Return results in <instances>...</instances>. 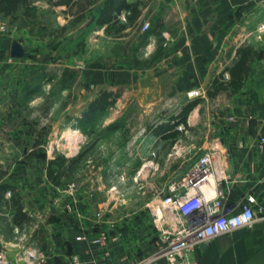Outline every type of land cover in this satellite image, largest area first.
I'll list each match as a JSON object with an SVG mask.
<instances>
[{
  "label": "crops",
  "instance_id": "crops-1",
  "mask_svg": "<svg viewBox=\"0 0 264 264\" xmlns=\"http://www.w3.org/2000/svg\"><path fill=\"white\" fill-rule=\"evenodd\" d=\"M55 1L32 0L37 8L33 23H11L0 13V236L11 264H29L20 255L21 241L36 231L48 253L42 264H136L157 249L149 213L148 220L139 208L118 222L103 211L99 219L106 202L98 199L96 189L78 185L71 193L67 185L52 183L47 166L61 142L50 135L58 128L52 120V126L40 129L19 125L23 101L32 107L55 94L64 99L72 90L74 102L63 116H73L72 125L79 127L100 112L88 114V109L103 91H119L121 97L124 89L141 85L145 95L160 89L184 100L188 91L207 90L216 75L227 72L230 77L227 68L244 46L256 55L244 86L226 94L230 100L217 144L232 179L226 205L236 213L244 198L254 195L258 215L252 226L199 246L195 257L199 264H264V0H115V6L138 3L140 10L131 24L130 8H121L117 24L126 27L115 37L107 25L92 20L96 8L109 0L95 2L78 22L75 10ZM145 22L150 28L143 31ZM84 34L94 38L91 50L106 34V54L83 61ZM15 44L22 55L12 54ZM44 84H59L60 91L51 93ZM49 112L48 117L53 115ZM104 232L108 240L97 242Z\"/></svg>",
  "mask_w": 264,
  "mask_h": 264
},
{
  "label": "rangeland",
  "instance_id": "rangeland-1",
  "mask_svg": "<svg viewBox=\"0 0 264 264\" xmlns=\"http://www.w3.org/2000/svg\"><path fill=\"white\" fill-rule=\"evenodd\" d=\"M118 33L114 28L110 35L115 37ZM81 39L83 61L106 54V34L92 50L90 44L94 38L84 34ZM39 82L37 80L34 84ZM44 85L51 93L60 91L59 84H53L51 88ZM71 91L64 99L55 94L32 107L29 100L23 101L21 111L24 117L19 118V125L27 123L31 129H40L54 124L58 131L50 136L61 142L58 153L74 156L85 151L69 183L76 182L84 190L96 189L98 199L106 202L102 211L118 222H123V216L139 208L141 215L147 217V204L170 182L182 177L205 149L218 142L222 134L220 121L224 106L230 100L226 94L211 98L207 92L204 96L194 97L187 93L186 99L176 100L160 89L157 93L145 95L139 85L124 89L121 97L120 92L115 91L118 96L113 104L95 117L83 120L79 127H74L73 116H63V110L74 102ZM199 98L200 102L186 117L187 123H179L185 105ZM81 101L83 108L85 99ZM47 111L53 115L48 117L45 114ZM70 113H73V108ZM51 120L54 123L50 125ZM163 125H172L173 128L160 132ZM75 128H78V133H72ZM108 199L113 200L108 202ZM136 214L138 211L134 216ZM36 233L34 236L27 233L21 241V256L24 249L30 246L47 253L41 237Z\"/></svg>",
  "mask_w": 264,
  "mask_h": 264
},
{
  "label": "built area",
  "instance_id": "built-area-1",
  "mask_svg": "<svg viewBox=\"0 0 264 264\" xmlns=\"http://www.w3.org/2000/svg\"><path fill=\"white\" fill-rule=\"evenodd\" d=\"M150 28L145 22L142 30ZM4 31L6 29H3ZM227 79V72H223ZM205 89L188 91L191 97L206 94ZM264 144V137L261 138ZM232 181L226 169L219 144L205 149L179 179L169 185L148 203L152 228L156 240V252L138 261L136 264H199L195 257L197 248L211 242L217 235L232 231L241 226H252L258 215L255 205L258 199L247 195L236 213L226 205L227 183ZM226 184V185H225ZM76 182H70L66 190L75 193ZM97 217L102 219L104 212ZM108 240V234L102 233L97 242ZM22 257L29 264H42L48 255L38 247H28ZM75 257V262L78 263ZM0 264H11L7 245L0 236Z\"/></svg>",
  "mask_w": 264,
  "mask_h": 264
},
{
  "label": "trees",
  "instance_id": "trees-1",
  "mask_svg": "<svg viewBox=\"0 0 264 264\" xmlns=\"http://www.w3.org/2000/svg\"><path fill=\"white\" fill-rule=\"evenodd\" d=\"M97 1L98 0H56L54 3L66 4L71 10H75V13L78 15L75 22H78L83 20L86 11L93 10L89 9V7ZM108 2L102 7L96 8L97 13L92 18L99 26L107 25V31H112L114 28L121 31V29L126 27L123 23L117 24V15L123 6L129 7L131 10V14L128 18L131 24L140 11L138 9V3H124L123 5L118 4V6H115L117 4L115 0H109ZM36 11L37 8L32 4V0H0V13L10 18L11 23L19 22V25L33 23ZM237 54V60L232 66L227 68L230 77L225 79L223 78V73H220L216 75L208 86L207 94L209 97L215 98L220 94L231 95L238 92L244 86V78L249 72L250 62L253 60L256 52L253 51L252 47L244 46L238 49ZM116 96H118V94L116 95L112 91H103L90 103L88 114L106 109L109 105L114 103ZM199 102L200 98L187 103L180 113L178 122L186 124V117ZM162 127L160 132H166L173 128L172 125H163ZM84 152L85 151L80 152L74 156H66L65 154L57 153L54 158L49 160L47 174L48 178L55 186H66L69 183L84 157ZM14 204L18 209H22V205L18 199H14Z\"/></svg>",
  "mask_w": 264,
  "mask_h": 264
},
{
  "label": "water",
  "instance_id": "water-1",
  "mask_svg": "<svg viewBox=\"0 0 264 264\" xmlns=\"http://www.w3.org/2000/svg\"><path fill=\"white\" fill-rule=\"evenodd\" d=\"M12 54L15 55V56H18V55H22L23 54L22 48H21V46L19 44H15L14 45Z\"/></svg>",
  "mask_w": 264,
  "mask_h": 264
},
{
  "label": "bare ground",
  "instance_id": "bare-ground-1",
  "mask_svg": "<svg viewBox=\"0 0 264 264\" xmlns=\"http://www.w3.org/2000/svg\"><path fill=\"white\" fill-rule=\"evenodd\" d=\"M72 133H78L77 129L72 130Z\"/></svg>",
  "mask_w": 264,
  "mask_h": 264
}]
</instances>
